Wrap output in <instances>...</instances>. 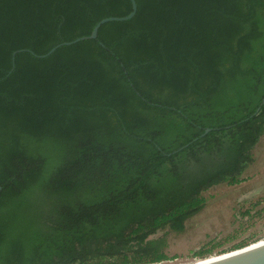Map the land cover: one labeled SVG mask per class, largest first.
<instances>
[{"label": "trees", "instance_id": "obj_1", "mask_svg": "<svg viewBox=\"0 0 264 264\" xmlns=\"http://www.w3.org/2000/svg\"><path fill=\"white\" fill-rule=\"evenodd\" d=\"M135 2L0 0V264L171 260L254 163L264 0Z\"/></svg>", "mask_w": 264, "mask_h": 264}, {"label": "rangeland", "instance_id": "obj_2", "mask_svg": "<svg viewBox=\"0 0 264 264\" xmlns=\"http://www.w3.org/2000/svg\"><path fill=\"white\" fill-rule=\"evenodd\" d=\"M253 157L242 183L221 184L204 192L206 206L187 221L185 231L166 233V253L174 258L159 264H193L232 251L237 245L264 242V136L254 148ZM198 250L211 252L204 258L194 257Z\"/></svg>", "mask_w": 264, "mask_h": 264}, {"label": "water", "instance_id": "obj_3", "mask_svg": "<svg viewBox=\"0 0 264 264\" xmlns=\"http://www.w3.org/2000/svg\"><path fill=\"white\" fill-rule=\"evenodd\" d=\"M132 6L131 12L124 17H108L105 19H102L99 21L93 28L91 34L89 36H84L77 38L71 42H63L55 47H53L47 54L37 56L39 58H45L52 54L56 49H58L61 46H70L75 43H78L83 40H96L97 39V34L99 28L104 25L105 23L109 22H123L130 20L131 18L134 17L136 10H137V5L135 0H129ZM15 54H13L14 56ZM210 129H206L205 133H208ZM261 243V242H259ZM252 244V245H247L238 249H234L229 252L221 253L219 255H216L214 257H208L204 259H200L197 262L193 264H264V244Z\"/></svg>", "mask_w": 264, "mask_h": 264}, {"label": "bare ground", "instance_id": "obj_4", "mask_svg": "<svg viewBox=\"0 0 264 264\" xmlns=\"http://www.w3.org/2000/svg\"><path fill=\"white\" fill-rule=\"evenodd\" d=\"M259 244H264V242H261V243H259Z\"/></svg>", "mask_w": 264, "mask_h": 264}]
</instances>
